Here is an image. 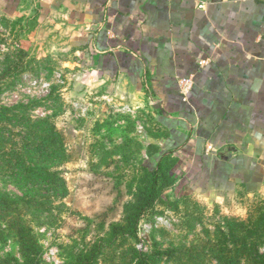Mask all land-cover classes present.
<instances>
[{"label":"rangeland","instance_id":"rangeland-1","mask_svg":"<svg viewBox=\"0 0 264 264\" xmlns=\"http://www.w3.org/2000/svg\"><path fill=\"white\" fill-rule=\"evenodd\" d=\"M76 59L53 20L0 16V264H136V250L154 264H264V189L179 195L161 173L129 233L159 146L156 111ZM42 165L49 183L26 173ZM19 217L27 246L9 225Z\"/></svg>","mask_w":264,"mask_h":264},{"label":"crops","instance_id":"crops-1","mask_svg":"<svg viewBox=\"0 0 264 264\" xmlns=\"http://www.w3.org/2000/svg\"><path fill=\"white\" fill-rule=\"evenodd\" d=\"M29 13L55 22L78 64L153 105L148 162L177 194L264 189V0H0V16Z\"/></svg>","mask_w":264,"mask_h":264},{"label":"trees","instance_id":"trees-1","mask_svg":"<svg viewBox=\"0 0 264 264\" xmlns=\"http://www.w3.org/2000/svg\"><path fill=\"white\" fill-rule=\"evenodd\" d=\"M25 152H26V155L29 157V155H31L34 152V150L27 148L25 150ZM156 153L157 152H155L154 155H156ZM14 154H16V152H14ZM43 156H45V157L47 156V158H48L50 156V154L48 153V154L43 155ZM146 165H147L146 168L148 169V172L150 174V181L140 192L139 200H138L137 205L134 208V211L126 217L129 233L131 235H133L134 237H136V235H137L136 234V230H137L136 225H137L138 219L141 217V215L144 213V211H146L149 207L152 206L153 202L155 201L156 197L159 195V193L161 191L162 184L160 186L157 184L158 180L161 176V173H162V176L166 177L169 180L168 185H173V183H174V178L171 176V174L168 173L167 168L163 164L162 160L156 161L154 164L146 163ZM27 167H29V166H27ZM34 169L38 170L36 177L39 178L40 181L44 180V181H46V183L47 182L49 183L51 180L54 179L53 172H51L47 168L43 167V165L40 166L39 168L32 166V168H30L29 170L26 169V173H33ZM176 196H178V195H176ZM1 203H3V202H0V204ZM17 215H19V213H17ZM20 217L17 218L18 219L17 221L15 220V222H12L10 224L7 223V224H9L10 227L14 226L15 224L20 225L18 239H19L21 245L27 246L28 245L27 241L32 239V236H30L28 231L26 229H24V226L21 225V224H23V220ZM13 219H14L13 216L9 218V220H13ZM22 226H23V228H22ZM114 228H119V226L114 225ZM3 230H6V229H3ZM1 232H2V227L0 228V233ZM135 252H136V254H135L136 264H154L155 263V261L152 259L151 255L143 253L141 251H137V250ZM261 263H263V260L261 261Z\"/></svg>","mask_w":264,"mask_h":264},{"label":"built area","instance_id":"built-area-1","mask_svg":"<svg viewBox=\"0 0 264 264\" xmlns=\"http://www.w3.org/2000/svg\"><path fill=\"white\" fill-rule=\"evenodd\" d=\"M180 84V91L182 94H186L188 92V90L191 88L192 85V80L191 78H185V79H181L179 81ZM209 149L211 148L210 146H207Z\"/></svg>","mask_w":264,"mask_h":264}]
</instances>
